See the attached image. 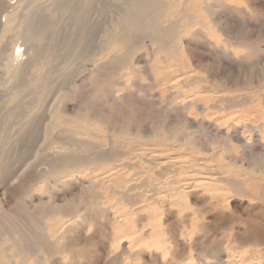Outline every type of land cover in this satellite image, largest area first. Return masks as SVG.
<instances>
[{
  "label": "rangeland",
  "instance_id": "rangeland-1",
  "mask_svg": "<svg viewBox=\"0 0 264 264\" xmlns=\"http://www.w3.org/2000/svg\"><path fill=\"white\" fill-rule=\"evenodd\" d=\"M13 1L21 18L0 31V58L24 23L55 21L36 55L55 31L60 42L23 74L0 61V97L14 92L17 106L0 112V264H264V0H162L119 47L110 36L127 0L87 1L75 35L67 14L48 15L53 1ZM163 134L164 146L152 138ZM69 136L91 155L70 187L47 167ZM221 165L230 177L196 182ZM35 180L30 208H14L11 189ZM86 186L78 208L29 204L59 205ZM47 209L71 220L39 240L26 220ZM14 218L30 234L20 243Z\"/></svg>",
  "mask_w": 264,
  "mask_h": 264
},
{
  "label": "bare ground",
  "instance_id": "bare-ground-1",
  "mask_svg": "<svg viewBox=\"0 0 264 264\" xmlns=\"http://www.w3.org/2000/svg\"><path fill=\"white\" fill-rule=\"evenodd\" d=\"M53 1L52 5L46 10L48 11V15H52L53 13L59 14H67L70 23L69 24L70 31L75 35L77 27L82 23L83 26L85 25V21L83 20V11L87 10L86 2L89 0H72L73 8L70 10H61V4L64 3V0H48ZM67 1V0H65ZM15 1L11 0L9 2L10 6H2L0 8V31L5 32L9 29L16 21L20 20V15L16 11L19 7ZM162 0H127L122 8L118 9L117 11V18L113 22L114 28L111 34V38L116 42V45L123 46V45H131L134 42V39L137 36V32L143 30V28L147 25L148 20H152V17L156 16L161 12L160 5ZM2 15V16H1ZM3 17V20L2 18ZM83 20V21H82ZM55 24V21H49V24L44 25L42 28H39L37 23L30 25L29 23H24L22 25L23 31L20 33L24 36V40L18 42L16 38H13L9 43V47L5 49L4 58H0V61L4 62L2 65L5 69L13 74H23L26 70L31 67H38L39 63H41V59H48V57H54V54L59 47V32H54V37L52 39V46L49 50H42L38 55H36L37 49L41 48V39L45 36L46 31L51 29V27ZM90 24V22L88 23ZM86 29V28H85ZM71 43V41H68ZM53 60V59H52ZM1 63V62H0ZM1 65V64H0ZM33 73H29L26 76L28 77V83L30 78H32ZM22 83V82H21ZM21 90V87L19 88ZM17 92V91H16ZM13 93L7 96L0 97V112L6 111L7 114L11 112L12 109L16 108V105L11 106V103H14L15 96ZM36 106V103H30L28 106L23 107L26 113H31L33 107ZM153 140H157V143L162 144L163 146L166 142L172 140V137L166 134L162 136H153ZM247 139L248 136L246 137ZM72 137H63L56 145L57 150V157L56 159L52 160L51 162H47L48 173L52 174L54 181H58L61 179L62 183L68 182L70 177L78 174L80 171L85 173V171H89L85 167V165L90 161L91 155L90 152H86L85 144L78 146V142H70L72 141ZM153 143H148L150 146ZM151 149V148H150ZM184 156H178L176 158H183ZM204 157V156H202ZM169 158V157H168ZM203 162L205 160H202ZM202 162V163H203ZM88 173V172H87ZM233 171L229 170L225 166H219L218 169H209L207 168L204 172L207 178L197 180L196 182H205L211 181L213 179H219L220 177H230ZM21 174V173H20ZM18 174V175H20ZM18 177V176H17ZM63 179V180H62ZM40 181L35 180L32 184L24 185L23 187H15L11 189L10 195L16 194L14 197L18 199L15 202L14 208H30L26 205L25 196H30L29 192L32 193V187L39 183ZM72 184V182H68L65 186ZM73 185V184H72ZM186 186V184H184ZM113 187H115L113 185ZM186 187H190L188 184ZM67 188V187H66ZM72 188V187H71ZM73 189V188H72ZM90 187H85L80 189L78 193H74L71 195L70 198L65 200L62 204L56 205L54 202H42L39 200L37 203H32L31 208H78V204L86 203L88 201V193L90 192ZM117 190V188L115 187ZM174 189H177L176 187ZM66 190V189H65ZM91 190H93V186H91ZM167 190H169L167 188ZM70 191V190H69ZM72 192V191H71ZM93 192V191H91ZM184 195L186 191H183ZM22 195V197H20ZM66 199V198H65ZM62 202V200H61ZM87 206V205H85ZM88 207V206H87ZM36 210V209H35ZM35 210L29 212L30 218L26 220V222L31 223V221L35 222L36 226L38 227V233L35 235L39 240L48 239V234L45 236L44 232L49 231L51 228L55 229L57 226L56 223L58 221L62 222L64 227L68 226V220L70 219L66 215L57 216L56 214L52 215V211L47 209V211H41L38 215L35 216ZM58 211V210H57ZM49 215L50 217L42 218L43 215ZM70 213H68L69 215ZM52 215V216H51ZM41 218V219H40ZM71 220V219H70ZM15 222H19L20 226H18V234H13V238L15 241L19 240L20 243L26 237L29 238L30 234L24 230L26 228L25 223L21 222L20 220L13 219ZM57 221V222H54ZM11 223V222H10ZM19 237V239H18ZM61 238V234L57 237V240ZM44 247L45 251L48 252L51 247L53 246V242L49 241L47 245L45 243H41ZM28 249L26 248L25 243L22 244V251L20 252V257L24 258L23 252Z\"/></svg>",
  "mask_w": 264,
  "mask_h": 264
}]
</instances>
